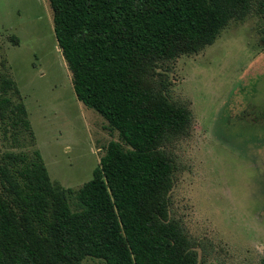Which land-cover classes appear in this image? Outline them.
Wrapping results in <instances>:
<instances>
[{
    "label": "trees",
    "instance_id": "trees-1",
    "mask_svg": "<svg viewBox=\"0 0 264 264\" xmlns=\"http://www.w3.org/2000/svg\"><path fill=\"white\" fill-rule=\"evenodd\" d=\"M254 1L50 0L76 97L120 141L108 144L77 191L51 180L39 152L8 155L0 168V264H198L169 216L175 165L166 150L190 135L192 115L155 77L160 65L213 45ZM11 92L19 97L2 77L0 121L21 135L28 114Z\"/></svg>",
    "mask_w": 264,
    "mask_h": 264
},
{
    "label": "rangeland",
    "instance_id": "rangeland-1",
    "mask_svg": "<svg viewBox=\"0 0 264 264\" xmlns=\"http://www.w3.org/2000/svg\"><path fill=\"white\" fill-rule=\"evenodd\" d=\"M263 40L264 0H255L213 45L157 69L165 94L192 115L190 135L166 150L175 165L169 216L198 264H264ZM2 77L16 85L19 97L10 95L24 104L30 130L14 135L0 121V168L10 154L39 152L55 184L77 191L91 181L120 137L77 99L50 0H0Z\"/></svg>",
    "mask_w": 264,
    "mask_h": 264
}]
</instances>
